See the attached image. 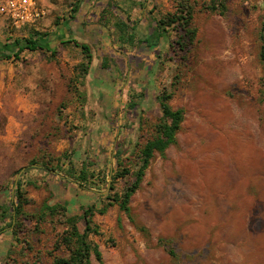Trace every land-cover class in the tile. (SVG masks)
I'll return each mask as SVG.
<instances>
[{
	"label": "rangeland",
	"instance_id": "1",
	"mask_svg": "<svg viewBox=\"0 0 264 264\" xmlns=\"http://www.w3.org/2000/svg\"><path fill=\"white\" fill-rule=\"evenodd\" d=\"M77 1L38 0L45 15L18 30L20 39L35 31L64 37L73 27L78 34L93 35L101 31L103 15L109 21L122 20L134 29V46L124 47L116 42L112 28L103 29L106 49L120 53L131 64L132 71L119 97L130 102L139 94L140 88L134 89L135 70L146 65L152 73L150 95L141 105L139 123L130 130L136 134V148L125 166L132 173L138 150L155 137L160 117L155 96L169 94L168 106L182 111L174 143L162 154L154 152L129 199V211L112 204L103 214H93L97 234L90 235L89 240L98 247L101 259L98 262L91 255L90 263L264 264V71L260 60L264 0L216 1L225 7L224 13L209 9L212 0H81L73 25L69 14ZM181 3L192 9L191 44L184 39L178 46L180 33L175 27L166 29V40L156 47L139 43L152 32L153 18L172 14ZM107 4L112 5V11L105 13ZM51 57L47 62H55L57 78L34 81L28 88L36 92L40 87L51 97L57 95L61 103L56 112L54 106L44 112L46 119L19 121L26 123L25 129L8 145L0 137V205L8 207L13 200L16 178L12 174L22 162L27 168H31L32 161L55 168L57 157L65 162L68 138L79 126L78 120H67L64 111L70 106L68 95L75 98L73 110H79V95L72 91L80 83L76 69L83 62L80 50L73 44H60ZM111 63L106 57L105 66ZM125 113L120 110L117 116L111 114L104 123L113 131L123 128ZM4 124L0 121V133ZM85 125L86 142H91L94 138ZM109 135L108 144L114 138L113 132ZM113 152L100 150L101 159L93 155L88 158L96 162L97 168H90L95 174L103 168L99 173L106 175L107 184L87 189L89 196L85 194L83 206L101 209L108 202L104 195L121 194L132 182L130 174L109 184L107 167ZM25 189L33 197L23 207L27 218L20 217L14 234L12 228L4 229L9 219L2 221L0 208V264H52L54 256L67 254L63 247L57 250L56 246L67 229L65 219L74 214L71 209H66L65 216L59 210L46 212L42 206L47 204L48 195L41 189Z\"/></svg>",
	"mask_w": 264,
	"mask_h": 264
},
{
	"label": "crops",
	"instance_id": "2",
	"mask_svg": "<svg viewBox=\"0 0 264 264\" xmlns=\"http://www.w3.org/2000/svg\"><path fill=\"white\" fill-rule=\"evenodd\" d=\"M71 21V24L73 23L74 25L77 19L75 18ZM100 27H102L101 31H97L93 35L89 32L78 34V31L73 27L71 31L67 30L64 37H58L53 34V39H50L51 46L49 50L34 52L25 50L19 54L17 59L13 57L0 59V121H5L0 137L3 140H7L6 145H8L14 139V136L25 129L26 123L23 122L21 124L19 121L46 119L47 116L44 112L50 111L52 106H54L53 111L56 112L57 105L61 103L57 95L56 97H51L46 94L48 92H43L40 87H38L36 92L28 88V85L34 83V81H51L53 78H57L58 67H56L55 62L53 64L47 62L48 59L52 58V51L60 45L61 41L67 39L85 43L91 48L92 60L88 72L84 77L78 79L80 83L75 88V91H72V94L75 92L79 95L77 102L79 110L78 112L73 110L72 104L75 98L73 95H68L70 106L65 108L64 111L67 120H78L77 123L79 124L77 129H73L71 132L72 137L68 138V145L65 146V148H68L65 152L70 155L69 160L65 159V162L61 163V160H58L59 157H57L58 159L54 164L55 168H51V170L45 169L41 163L31 164L29 165L31 168H27L24 167L22 162L12 174L16 178L13 181V186L18 178H22L26 183L25 186L32 187L33 191L41 189L45 195H48V201L52 202L50 204L46 201L48 205H60L66 209H71L70 212L74 215L79 214H75L76 210L78 211L81 207H85L83 206L85 205V194H87L86 196H89V194L85 192L88 190L85 189L84 182H81L83 186H80L77 181L71 178L72 176L70 177L67 171L71 170L76 176L81 171L85 172V163L90 160L88 159L90 155L97 157V160L103 157V155H98L100 150L114 151L113 153L121 150L125 152L123 156L132 152L135 149L134 136L136 134H131L130 130L136 127V123H139L138 114L143 111L141 105L146 102L145 100L150 95L148 88L152 87L150 78L152 73L145 65L141 69L135 70L133 75V79L137 83L135 88H133L136 90L137 86L140 88L138 89L139 94L135 97L136 99L129 102L121 98V96L119 97L122 86L128 80L129 73L132 71L131 64L127 63L120 53H113L114 50L106 49V34L103 31L104 27ZM20 37L18 30L10 28L0 18V54L8 53L2 47L5 44H9L8 42L10 41L8 39L13 42L16 39H20ZM106 57L113 61L110 67L105 66ZM49 72H52V75H49ZM120 110L126 111L123 124L120 122L123 128L118 127L117 130L115 128L114 131L110 130L108 124H105L104 121L111 114L119 115ZM127 110H131V112L129 113ZM16 120L18 122H15ZM135 120L137 121L135 122ZM88 121L91 124H88ZM85 123H87V127L91 132L90 136L94 138L91 142H86L87 139L85 137L88 134H85ZM13 128H17V130L15 131ZM108 131L110 133L113 132L111 136H114L109 144L108 138L110 135ZM85 143L87 145L86 149ZM90 149L91 152L93 151L91 154L89 152ZM109 156L107 176L110 178L112 171L116 167V161L112 155ZM41 158L43 159L42 156ZM113 160L115 163H113ZM96 168V162H94V169ZM39 169L42 171L37 173ZM18 170L19 173L16 174ZM100 170H103V168L97 169L96 176H101ZM26 191L27 197L31 199L33 195L29 190L26 189ZM74 201L80 202L74 203Z\"/></svg>",
	"mask_w": 264,
	"mask_h": 264
},
{
	"label": "trees",
	"instance_id": "3",
	"mask_svg": "<svg viewBox=\"0 0 264 264\" xmlns=\"http://www.w3.org/2000/svg\"><path fill=\"white\" fill-rule=\"evenodd\" d=\"M218 0H212V5L209 8L211 11H218L219 13H224L225 7L222 4L216 3ZM81 0H78L74 7L71 9V14H69V19L74 20L75 14L80 8ZM112 5L107 4L105 8V13L111 10ZM191 6L187 3H181L180 6L172 14H168L166 17L159 19H152L154 22L153 30L148 34L143 40H140V44H145L147 47H156L158 44L166 40V29L167 28H176L180 33L177 44L182 46L183 40L189 45L194 38V30L190 27V21L192 18ZM103 27L112 28L117 34L116 42L119 43L121 47L126 45L134 46L135 36L132 33L133 28L130 27L126 22L122 20L109 21L105 19L103 15L100 18L99 22ZM50 39H53V34L49 33H40L32 32L27 37L16 39L12 43L3 45L4 51L8 53L0 54V59H9L11 57L17 59L19 54L23 51L34 52L38 50H49L51 46ZM181 40V41H179ZM50 41V42H49ZM73 44L75 48L80 50V53L83 58V62L76 66V69L79 70V78L84 77L87 74L90 62L92 60V51L89 45L81 42H77L74 39H67L61 41V45ZM54 54L52 51L51 55ZM260 60L263 64L264 71V48H261ZM73 88V87H71ZM75 91V88H73ZM158 109L160 111V117L158 123L155 125V137L151 140H147L142 148H140L136 154V170L134 173L130 168L125 166V162H129L131 153L125 155V152L121 150L115 152L113 158L116 161V168L112 171L110 182L117 181L118 179H123L126 176L132 174V182L127 184L121 194L114 193L111 195H104L103 197L108 201L101 209H97L94 206H87L80 208V214L69 216L65 219L67 224V229L63 232L58 245L56 246L57 250L63 247L66 251L65 256H54L52 258V264H91L90 257L93 255L96 261H100L101 254L98 250V247L89 240L90 235L97 234V227L92 223V216L95 212L98 211L99 214H103L107 207L112 204H117L119 208L128 212L129 208L127 204L130 197L137 190L139 183L143 177L145 169L148 167L150 159L152 158L154 152L162 154L164 150L174 143L175 134L180 128V123L182 121V111L180 109L172 110L167 101L170 99V95L163 92L155 96ZM133 106V105H132ZM131 106V107H132ZM136 145V144H135ZM136 148V146H135ZM136 151V150H135ZM64 159L69 160V154L63 155ZM31 164H36L35 161H32ZM41 165L47 169L46 163H41ZM94 167V163L86 161L85 163V172L81 171L76 174L71 170L67 171L70 177L77 181L80 186H83L81 182H84L85 189H90L99 184L106 186L107 182L105 180L106 175L96 176L95 171L90 168ZM19 173V170L16 174ZM97 177H100L97 179ZM97 179L98 182L95 181ZM26 183L22 178H18L14 182V192L13 200L10 205H0L2 209L1 219L2 221L9 219L7 228L11 229L12 234H14L16 226L18 225L17 221L22 218H27L23 212V207L30 204L31 199L27 197V191L25 189ZM42 209L48 213H55L61 211L66 212V208L60 205L50 206L46 203L43 204ZM24 219V220H25ZM2 229V230H4Z\"/></svg>",
	"mask_w": 264,
	"mask_h": 264
},
{
	"label": "built area",
	"instance_id": "4",
	"mask_svg": "<svg viewBox=\"0 0 264 264\" xmlns=\"http://www.w3.org/2000/svg\"><path fill=\"white\" fill-rule=\"evenodd\" d=\"M44 15L38 0H0V18L14 30H20L26 24L32 25Z\"/></svg>",
	"mask_w": 264,
	"mask_h": 264
}]
</instances>
